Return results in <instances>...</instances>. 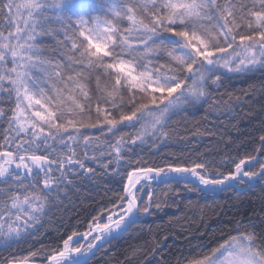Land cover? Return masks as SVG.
Returning a JSON list of instances; mask_svg holds the SVG:
<instances>
[{
	"label": "snow or ice",
	"instance_id": "snow-or-ice-1",
	"mask_svg": "<svg viewBox=\"0 0 264 264\" xmlns=\"http://www.w3.org/2000/svg\"><path fill=\"white\" fill-rule=\"evenodd\" d=\"M0 25L5 250L34 237L79 179L125 170L127 187L111 208L95 210L80 234L86 245L73 243L76 233L63 241L51 256L56 264H91L142 223L153 205L150 192L147 200L140 193L152 183L217 192L264 182V165L245 170L244 159L227 173L211 159L167 157L127 171L134 162L128 153L166 144L168 124L189 107L234 110L239 97L212 93L230 73L264 70V0H0ZM126 129L134 130L127 139ZM259 140L264 145V135ZM36 255L0 264H32ZM185 264H264V233L240 231L237 221L223 242Z\"/></svg>",
	"mask_w": 264,
	"mask_h": 264
},
{
	"label": "trees",
	"instance_id": "trees-1",
	"mask_svg": "<svg viewBox=\"0 0 264 264\" xmlns=\"http://www.w3.org/2000/svg\"><path fill=\"white\" fill-rule=\"evenodd\" d=\"M229 76L222 78L221 87L212 96L216 100L239 97L231 113L209 105L189 107L168 124L166 144L156 147L150 143L128 153L134 162L127 171L161 165L167 157L211 159L225 173L244 159L245 170L259 172L264 165V145L259 140L264 135V70ZM123 135L127 139L134 130L126 129ZM75 184L67 198L56 202L37 225L34 237L7 250L0 245V261L36 252L30 257L32 264H48L68 236L76 233L78 237L89 230L96 209L112 207L111 202L127 187V176L121 170L119 175L79 179ZM190 189L175 184L145 187L140 195L147 200L144 194H152L151 215L98 251L91 264H185L186 258H199L218 241L223 242L227 233L236 231L237 221L240 231L264 233V182L258 180L252 187L245 183L215 194Z\"/></svg>",
	"mask_w": 264,
	"mask_h": 264
},
{
	"label": "water",
	"instance_id": "water-1",
	"mask_svg": "<svg viewBox=\"0 0 264 264\" xmlns=\"http://www.w3.org/2000/svg\"><path fill=\"white\" fill-rule=\"evenodd\" d=\"M141 184H143V181L141 182ZM152 184H154V185H157V184H155V183H152ZM136 187L137 188H139L140 187V185L138 184V185H136ZM204 192H206V193H210V194H212V193H221V192H223V191H217V192H210V191H204ZM110 245V244H109ZM109 245H106L104 248H102V249H100V250H103V249H105V248H107ZM53 262H55V261H50L48 264H53Z\"/></svg>",
	"mask_w": 264,
	"mask_h": 264
},
{
	"label": "rangeland",
	"instance_id": "rangeland-1",
	"mask_svg": "<svg viewBox=\"0 0 264 264\" xmlns=\"http://www.w3.org/2000/svg\"><path fill=\"white\" fill-rule=\"evenodd\" d=\"M245 180H247V177H245ZM257 181H258V179H257ZM255 183H256V181L254 182V184H255ZM90 239H91V237H88V240H90ZM76 240H79L80 242H83L84 245L87 244V240L81 239V236L75 237V238L73 239V243H75Z\"/></svg>",
	"mask_w": 264,
	"mask_h": 264
},
{
	"label": "bare ground",
	"instance_id": "bare-ground-1",
	"mask_svg": "<svg viewBox=\"0 0 264 264\" xmlns=\"http://www.w3.org/2000/svg\"><path fill=\"white\" fill-rule=\"evenodd\" d=\"M133 179H135V177L133 178ZM143 180H141V182H142ZM100 243H103V241H101ZM53 264H56V262H53Z\"/></svg>",
	"mask_w": 264,
	"mask_h": 264
}]
</instances>
